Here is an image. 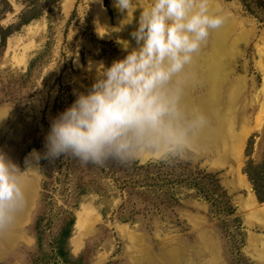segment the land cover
I'll return each instance as SVG.
<instances>
[{"label": "rangeland", "instance_id": "374dc122", "mask_svg": "<svg viewBox=\"0 0 264 264\" xmlns=\"http://www.w3.org/2000/svg\"><path fill=\"white\" fill-rule=\"evenodd\" d=\"M10 2L13 14L0 22L4 27L22 9ZM113 2L50 0V21L46 12L6 41L0 55V152L21 171L31 164L41 171L22 178L24 188L31 178L36 186L12 240L0 238V264H264V203L243 173L248 161L264 163V0H209L210 11L226 17V32L222 40L210 33L193 66L217 56L218 85L212 78L207 93L202 74L189 79L190 65L186 88V101L208 116L209 133L196 153L171 159L216 175L233 214L214 213L195 189L178 183L170 161L161 169L153 158L98 168L69 157H29L45 151L52 119L94 82L89 61L107 67L122 59L117 39L135 46L129 33L140 9L132 24L104 35L102 27L116 28L123 19ZM149 3L137 0L141 8ZM148 164L146 175L140 167ZM70 220V258L64 260L57 240Z\"/></svg>", "mask_w": 264, "mask_h": 264}, {"label": "clouds", "instance_id": "9594fccd", "mask_svg": "<svg viewBox=\"0 0 264 264\" xmlns=\"http://www.w3.org/2000/svg\"><path fill=\"white\" fill-rule=\"evenodd\" d=\"M113 7L123 19L116 28L102 27L104 35L132 24L140 9L129 33L135 46L117 39L122 59L107 67L89 61L94 82L52 119L45 151L29 153L33 161L69 157L103 168L109 161L182 159L200 149L209 118L186 101L187 69L226 17L211 12L209 0H150L143 8L137 0H114ZM40 171H21L0 152V238H11L27 209L22 178Z\"/></svg>", "mask_w": 264, "mask_h": 264}, {"label": "trees", "instance_id": "16d2710c", "mask_svg": "<svg viewBox=\"0 0 264 264\" xmlns=\"http://www.w3.org/2000/svg\"><path fill=\"white\" fill-rule=\"evenodd\" d=\"M11 0H0V22L5 18L7 14H13V7ZM14 3L22 6L21 11L15 17V22L4 27L0 25V55L4 53L6 47V41L9 37L19 32L23 27L29 25L31 22L39 20L46 15V18L50 21L51 17L48 15L50 12V0H13ZM248 12L250 9L247 10ZM251 12V11H250ZM51 14V12H50ZM33 65V62L31 66ZM246 155L249 156V152L246 151ZM172 164L171 168L176 166V174L174 175L177 182H182L188 188L196 190V194L207 201L213 208L214 213L218 214H233L234 210L230 207L229 198L224 190L220 188L216 175L202 174L193 172L191 169H187L186 166H181L180 163L174 165L175 160L161 161L156 164L159 165L157 169L169 167L168 163ZM170 164V165H171ZM152 164H148L144 169L143 174L149 175V168ZM159 171V170H157ZM243 173L247 176L248 181L252 185V190L259 203H264V163L255 166L252 161H248ZM73 226V220H70L67 227L62 230L57 240L58 256L64 260L70 258L68 241L71 237V230Z\"/></svg>", "mask_w": 264, "mask_h": 264}, {"label": "bare ground", "instance_id": "6f19581e", "mask_svg": "<svg viewBox=\"0 0 264 264\" xmlns=\"http://www.w3.org/2000/svg\"><path fill=\"white\" fill-rule=\"evenodd\" d=\"M102 12V11H101ZM102 14V13H101ZM97 17V16H96ZM104 17V16H103ZM105 17H106V15H105ZM99 20V19H98ZM136 21V20H135ZM97 24V23H96ZM134 24V23H133ZM107 26V25H106ZM224 27H226L225 26V24L223 25V27L222 28H220V29H218V30H216V31H214V32H212V36L215 38V40L217 39V40H222V37L224 36V33L226 32H224V30H225V28ZM130 32V31H129ZM128 38V37H127ZM127 38H125V39H127ZM129 38H131V37H129ZM124 39V38H123ZM121 40V39H120ZM132 41V40H131ZM133 43H134V41H132ZM133 45H135V43L133 44ZM216 58H218L217 56H214L213 57V60L211 59L210 60V62L208 61V62H204L203 64H202V67H198V65L197 66H193V65H195V62H193V64H192V66H191V69H190V75H189V79L190 78H194L195 76H196V74H197V72H198V74H202V81H201V84H203V85H205L206 87V89H207V93H210V89H211V87H212V78H213V82H214V88L218 85V75H219V73H220V69L218 68H216V69H214L215 68V65H214V61H215V59ZM196 61V60H195ZM221 68V67H220ZM189 74V73H188ZM203 98H204V96H203ZM203 98H202V105H203V107H205V109H207V107H206V103L203 101ZM208 100V102H209V99H207ZM207 102V103H208ZM208 105H209V103H208ZM207 133H209L208 131H207ZM207 136H209L208 134H206ZM145 159H147V158H145ZM144 159V160H145ZM30 167H35L33 164H31V166ZM36 186V183H35V181H34V179L33 178H31L29 181H27V184H26V188H24V191H25V194H26V197H27V200L29 199V196L31 195V193H32V190H33V188ZM77 227H76V229H80L81 228V226H82V224H81V221H79V222H77ZM13 238V237H12ZM3 239V238H2ZM10 239L11 238H9V239H3L4 240V242L6 241V242H9L10 241ZM3 240H1V241H3ZM12 240V239H11Z\"/></svg>", "mask_w": 264, "mask_h": 264}]
</instances>
